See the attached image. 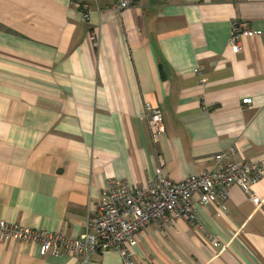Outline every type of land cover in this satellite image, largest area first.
<instances>
[{"label": "crops", "instance_id": "1", "mask_svg": "<svg viewBox=\"0 0 264 264\" xmlns=\"http://www.w3.org/2000/svg\"><path fill=\"white\" fill-rule=\"evenodd\" d=\"M119 1L0 0V221L76 239L111 180L181 182L230 150L264 167V0ZM235 21L256 33L238 54ZM251 193L258 206L235 186L223 216L196 206L194 221L150 225L134 264H264V177ZM122 262L0 240V264Z\"/></svg>", "mask_w": 264, "mask_h": 264}, {"label": "built area", "instance_id": "2", "mask_svg": "<svg viewBox=\"0 0 264 264\" xmlns=\"http://www.w3.org/2000/svg\"><path fill=\"white\" fill-rule=\"evenodd\" d=\"M68 1L71 6H77L80 0ZM113 6L124 10L129 7V2L121 0ZM87 8L86 5L82 6L86 12ZM84 19H87L86 14ZM255 35L246 23L233 22L229 41L233 53L241 51L243 38ZM195 73L199 74L200 70L196 69ZM203 82L201 80L202 84ZM243 103H250V99H243ZM147 109L151 140L157 143L166 132L163 115L156 106L148 104ZM233 154L234 150H230L214 155L210 170L177 183L171 182L162 169L139 187H131L116 180L109 181L96 213L87 220L85 232L76 239H68L61 233L52 234L0 221V240L38 246L41 257L48 253L59 256L62 250L86 257L97 251L112 250L120 254L122 264H134L133 249L138 245L141 232L150 225L165 228L180 220L194 221L196 206H214L217 216H223V205L235 186L250 195L256 206L260 204L251 190L264 177V167L248 160L231 161L229 157ZM212 243L215 248L222 247L213 238Z\"/></svg>", "mask_w": 264, "mask_h": 264}]
</instances>
